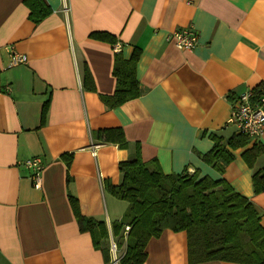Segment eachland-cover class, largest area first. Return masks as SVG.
<instances>
[{"label": "crops", "instance_id": "obj_1", "mask_svg": "<svg viewBox=\"0 0 264 264\" xmlns=\"http://www.w3.org/2000/svg\"><path fill=\"white\" fill-rule=\"evenodd\" d=\"M42 3L49 11L33 22L24 0H0V264H117L109 251L110 223L127 202L104 184L120 183L118 163L136 148L166 174L187 169L224 178L264 225V191L252 192L264 153L251 165L242 156L253 144L264 148V133L245 134L247 143L232 150L222 173L200 155L212 147L211 135L225 141L238 133L226 123L233 100L264 92V0ZM186 27L197 32V41L180 50L172 36ZM10 49L26 62L9 67ZM134 49L141 94L105 106L101 97L116 86V54L127 59ZM109 129L122 132L124 147L103 140ZM31 157L42 161L36 188L23 162ZM69 197L81 216L104 221L107 240L95 245L78 226ZM185 234L163 229L151 237L141 264H190Z\"/></svg>", "mask_w": 264, "mask_h": 264}, {"label": "trees", "instance_id": "obj_2", "mask_svg": "<svg viewBox=\"0 0 264 264\" xmlns=\"http://www.w3.org/2000/svg\"><path fill=\"white\" fill-rule=\"evenodd\" d=\"M29 7V18L41 20L48 13L42 0H24ZM93 37L113 42L105 33H93ZM139 50H132L125 59L116 54L113 74L116 86L113 94L101 97L105 106L114 107L141 94L135 78V63ZM260 92V91H258ZM103 140L112 139L124 147L125 139L119 129L102 131ZM109 135V136H108ZM213 145L202 153L201 159L218 173L233 159L232 150L247 143L243 133H232L223 139L211 135ZM264 153L263 146L253 144L242 152L247 164ZM63 158L66 157L63 155ZM155 159L144 161L138 149L127 160L118 163L121 181L107 182L105 188L115 198L126 201L121 218L110 223L118 253L117 264H141L146 258L145 245L151 237H157L163 229L185 231L188 262L194 264L207 260H224L240 264H264V225L252 203L236 193L222 177L208 175L198 177L196 171L164 173ZM253 193L264 191V165L252 174ZM82 230L89 231L95 245L107 240L104 221L83 217L77 203L68 198ZM125 226L128 230L125 232Z\"/></svg>", "mask_w": 264, "mask_h": 264}, {"label": "built area", "instance_id": "obj_3", "mask_svg": "<svg viewBox=\"0 0 264 264\" xmlns=\"http://www.w3.org/2000/svg\"><path fill=\"white\" fill-rule=\"evenodd\" d=\"M197 32L191 27H186L173 33L174 45L180 50H189L194 48L197 41ZM120 46L115 44L114 49L119 50ZM8 66H15L25 63L27 57L20 53L9 50ZM226 123L232 125L237 132L246 134L249 137L257 138L264 133V92L254 94L251 92L239 95L231 105L230 113ZM39 157H31L24 162L25 167L31 170V180L33 186H40V172L42 169V161ZM128 226L125 227V231ZM117 247L114 241L110 242L113 260L117 261Z\"/></svg>", "mask_w": 264, "mask_h": 264}, {"label": "rangeland", "instance_id": "obj_4", "mask_svg": "<svg viewBox=\"0 0 264 264\" xmlns=\"http://www.w3.org/2000/svg\"><path fill=\"white\" fill-rule=\"evenodd\" d=\"M117 253H118V251H117Z\"/></svg>", "mask_w": 264, "mask_h": 264}]
</instances>
